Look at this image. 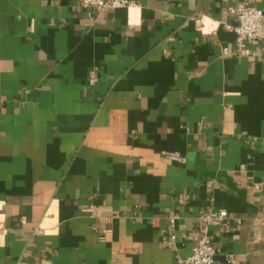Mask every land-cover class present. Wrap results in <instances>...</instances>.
Returning <instances> with one entry per match:
<instances>
[{
  "label": "crops",
  "instance_id": "obj_1",
  "mask_svg": "<svg viewBox=\"0 0 264 264\" xmlns=\"http://www.w3.org/2000/svg\"><path fill=\"white\" fill-rule=\"evenodd\" d=\"M129 1L0 0V264H178L210 209L215 262L264 264V50L221 26L264 0Z\"/></svg>",
  "mask_w": 264,
  "mask_h": 264
},
{
  "label": "built area",
  "instance_id": "obj_2",
  "mask_svg": "<svg viewBox=\"0 0 264 264\" xmlns=\"http://www.w3.org/2000/svg\"><path fill=\"white\" fill-rule=\"evenodd\" d=\"M77 5L82 10H95L97 12H112L118 9L130 8L133 3L129 0H76ZM226 14L234 18V26L228 23H221V26L228 32L235 35L236 56L238 58L250 57L252 47L259 46L264 50V14L255 8L251 1H243L237 6L230 7ZM195 29L204 36L212 37L216 33V25L213 22L205 23L201 17L193 19ZM97 82L94 73H91L88 79L89 86H94ZM202 129V122L199 124L198 131ZM164 157L179 165H185V157L176 153H164ZM208 186H211L208 183ZM260 186L264 187V183ZM174 217L171 218L173 222ZM199 222V236L197 243L193 246L191 255L178 260V264H217L214 260L215 251L213 247V238L210 235L209 228L216 227L220 233L227 234L232 231L233 226L240 227L244 221L239 218L230 217L225 210H208L200 213L197 218ZM254 224L264 228V216L253 220ZM176 237L170 236L173 243ZM104 242V237L100 238ZM222 264H237L232 256H227Z\"/></svg>",
  "mask_w": 264,
  "mask_h": 264
}]
</instances>
